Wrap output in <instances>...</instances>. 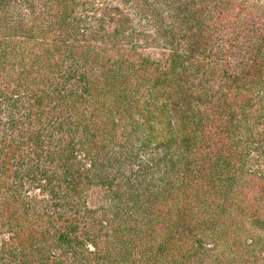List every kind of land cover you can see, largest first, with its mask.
Masks as SVG:
<instances>
[{
    "label": "trees",
    "instance_id": "trees-1",
    "mask_svg": "<svg viewBox=\"0 0 264 264\" xmlns=\"http://www.w3.org/2000/svg\"><path fill=\"white\" fill-rule=\"evenodd\" d=\"M57 1L0 0V264L237 262L264 232V10L161 0L153 57Z\"/></svg>",
    "mask_w": 264,
    "mask_h": 264
},
{
    "label": "rangeland",
    "instance_id": "rangeland-1",
    "mask_svg": "<svg viewBox=\"0 0 264 264\" xmlns=\"http://www.w3.org/2000/svg\"><path fill=\"white\" fill-rule=\"evenodd\" d=\"M19 0H9L10 3ZM58 0L55 6L59 7L67 3L69 5L70 20L78 25L88 27H97L98 21L102 18L103 28L112 27L113 24L122 28L123 34L131 44H135L137 52L142 51L144 54L159 53L163 47L162 41L159 42V36L156 34L154 25L164 26L167 28L170 22V16L160 4L161 0ZM174 0H172L173 2ZM25 5V4H23ZM29 5V4H28ZM252 7H258L253 10H264V0H253ZM34 8L39 9L40 6ZM159 10H161L159 12ZM157 13V14H155ZM149 154L151 148L147 150ZM135 167V166H133ZM29 197L38 196V191L29 190ZM85 203L91 210H98L107 206L106 199L102 197V191L98 187L86 190ZM262 214V212H260ZM264 214V213H263ZM262 214V215H263ZM235 220V217H230ZM244 227L254 236V248H241L237 255L238 261L229 264H264V232L256 228H250L249 218L243 221ZM247 223V224H245ZM252 231V232H251ZM6 239V236L0 235V243ZM261 239V240H259Z\"/></svg>",
    "mask_w": 264,
    "mask_h": 264
}]
</instances>
